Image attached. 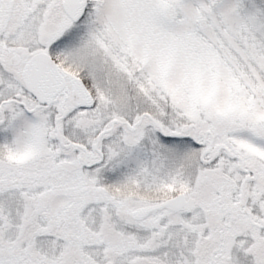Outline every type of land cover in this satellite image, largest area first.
<instances>
[{"label":"snow or ice","instance_id":"snow-or-ice-1","mask_svg":"<svg viewBox=\"0 0 264 264\" xmlns=\"http://www.w3.org/2000/svg\"><path fill=\"white\" fill-rule=\"evenodd\" d=\"M0 264H264V0H0Z\"/></svg>","mask_w":264,"mask_h":264}]
</instances>
